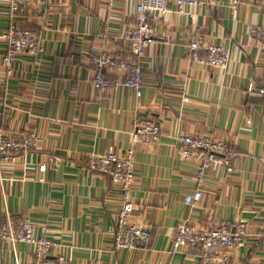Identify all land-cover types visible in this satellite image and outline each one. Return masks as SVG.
<instances>
[{
	"label": "crops",
	"instance_id": "1",
	"mask_svg": "<svg viewBox=\"0 0 264 264\" xmlns=\"http://www.w3.org/2000/svg\"><path fill=\"white\" fill-rule=\"evenodd\" d=\"M196 1L199 6L179 15L168 0L164 17H150L156 37L141 61L137 99L124 88L98 98L90 85L94 55L128 56L124 36L135 23L137 1L29 0L12 15L8 0H0V34L14 25L39 35L45 50L18 55L6 80L0 40V129L37 138L36 148L14 165L2 164L0 225L28 217L35 237L55 244L49 256L71 264L95 258L103 264H201L199 250L173 252L178 224L208 230L216 222L240 223L247 241L225 251L227 264H264V45L250 35L253 27L264 29V0ZM194 34L230 52L226 71L190 64L187 45ZM105 74L121 79L115 71ZM145 120L160 126L161 138L135 148L132 200L133 221L150 241L118 251L113 236L120 194L107 175L89 170L88 159L124 154L134 126ZM180 135L226 142L238 153L234 172L213 165L196 181L194 166L177 154ZM196 190L203 194L200 205H184ZM33 262L27 245L13 252L0 243V264Z\"/></svg>",
	"mask_w": 264,
	"mask_h": 264
},
{
	"label": "built area",
	"instance_id": "2",
	"mask_svg": "<svg viewBox=\"0 0 264 264\" xmlns=\"http://www.w3.org/2000/svg\"><path fill=\"white\" fill-rule=\"evenodd\" d=\"M108 4L125 0H105ZM135 23L124 36L128 45V56L121 58L109 53L96 54L91 59V65L96 70L90 85L96 97L102 98L111 89H130L137 99L142 92V65L148 49L156 37L149 19L152 15L164 17L168 0H135ZM176 11L184 15L189 7L200 5L196 0H173ZM236 0H234L235 2ZM29 0H8L10 14H15L24 8ZM253 39L264 45V29L253 27L250 31ZM4 42L5 53L1 59V67L6 80L13 76L16 57L18 55H41L45 52L41 45L40 36L27 30H21L14 25L0 34ZM188 60L195 65L208 70L226 71L231 61L228 50L208 45L201 34H194L187 45ZM106 71H115L121 79L111 80ZM250 86L247 93L251 94ZM259 95L264 96V81L261 82ZM184 103L188 100L184 99ZM131 147L122 155L108 153L102 156H91L88 159V168L91 172L105 174L110 178L111 184L120 194V208L116 214V224L113 236L114 248L118 251H133L138 245H145L150 241V234L138 223L133 221L135 205L132 200L134 185L135 148L137 146L149 147L157 144L161 138V128L151 120L137 123L130 135ZM177 154L182 163L190 164L196 169V181L201 182L204 174L211 166L221 167L226 175L234 172V161L238 153L230 148L226 142L214 140L211 137H194L180 135ZM37 138L34 134L6 136L0 129V181L2 164L14 165L21 154L35 149ZM46 167H40L45 172ZM203 194L196 190L184 197V205L196 208L200 205ZM247 230L243 224H229L216 222L208 230L194 229L187 223H180L176 228L172 240L173 252L180 249L192 248L202 252L201 264H227L225 251L245 247ZM0 243L10 245L13 252L17 244L27 245L34 255L31 264H71L62 255L50 257L55 244L44 238L37 239L34 235V226L28 217H22L16 222L7 219L0 225ZM90 264H103L100 258H95Z\"/></svg>",
	"mask_w": 264,
	"mask_h": 264
}]
</instances>
